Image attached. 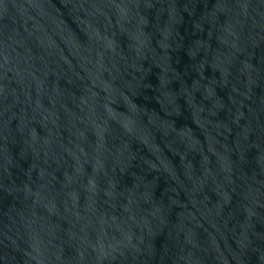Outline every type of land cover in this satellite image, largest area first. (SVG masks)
Instances as JSON below:
<instances>
[{"label": "water", "instance_id": "1", "mask_svg": "<svg viewBox=\"0 0 264 264\" xmlns=\"http://www.w3.org/2000/svg\"><path fill=\"white\" fill-rule=\"evenodd\" d=\"M0 264H264V0H0Z\"/></svg>", "mask_w": 264, "mask_h": 264}]
</instances>
